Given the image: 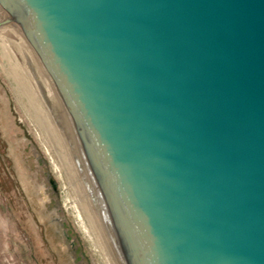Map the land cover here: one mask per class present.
<instances>
[{"label": "water", "instance_id": "95a60500", "mask_svg": "<svg viewBox=\"0 0 264 264\" xmlns=\"http://www.w3.org/2000/svg\"><path fill=\"white\" fill-rule=\"evenodd\" d=\"M0 65L100 264H264V0H0Z\"/></svg>", "mask_w": 264, "mask_h": 264}, {"label": "rangeland", "instance_id": "374dc122", "mask_svg": "<svg viewBox=\"0 0 264 264\" xmlns=\"http://www.w3.org/2000/svg\"><path fill=\"white\" fill-rule=\"evenodd\" d=\"M54 161L0 65V264H100Z\"/></svg>", "mask_w": 264, "mask_h": 264}, {"label": "bare ground", "instance_id": "6f19581e", "mask_svg": "<svg viewBox=\"0 0 264 264\" xmlns=\"http://www.w3.org/2000/svg\"><path fill=\"white\" fill-rule=\"evenodd\" d=\"M41 135H42V133H41ZM40 137H42V136H40ZM40 139H42V138H40ZM42 140H44V139H42ZM41 140V141H42ZM44 143H45V141H44ZM50 151V150H49ZM54 163V166H55V170H56V173L58 174V175H60V172H59V169H58V165H57V162L56 161H54L53 162ZM80 229V228H79ZM82 233V232H81ZM83 235V234H82ZM86 239V238H85Z\"/></svg>", "mask_w": 264, "mask_h": 264}, {"label": "flooded vegetation", "instance_id": "af4514ba", "mask_svg": "<svg viewBox=\"0 0 264 264\" xmlns=\"http://www.w3.org/2000/svg\"><path fill=\"white\" fill-rule=\"evenodd\" d=\"M37 180V179H36Z\"/></svg>", "mask_w": 264, "mask_h": 264}]
</instances>
